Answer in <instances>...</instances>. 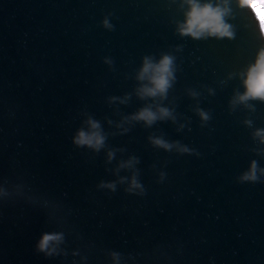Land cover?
Listing matches in <instances>:
<instances>
[{
  "label": "water",
  "instance_id": "obj_1",
  "mask_svg": "<svg viewBox=\"0 0 264 264\" xmlns=\"http://www.w3.org/2000/svg\"><path fill=\"white\" fill-rule=\"evenodd\" d=\"M228 6L231 36L193 38L183 0H0V264H264V100L232 102L264 35ZM165 54L166 97L141 99L143 58ZM157 104L175 120H123ZM89 118L98 151L73 141ZM133 171L142 193L119 181ZM45 232L62 234L52 255Z\"/></svg>",
  "mask_w": 264,
  "mask_h": 264
},
{
  "label": "clouds",
  "instance_id": "obj_2",
  "mask_svg": "<svg viewBox=\"0 0 264 264\" xmlns=\"http://www.w3.org/2000/svg\"><path fill=\"white\" fill-rule=\"evenodd\" d=\"M230 0H183V4L187 5L184 12V20L178 22L177 31L182 35H189L193 38H201L205 36H217L225 37L231 36V25L226 22V17L230 14L229 8ZM237 3L242 8H247L251 11L254 20L258 22L261 35H264V0H237ZM103 25L106 28L111 29L112 25L107 19L103 20ZM111 63V61H107ZM174 65L173 57L170 55H162L160 59L154 62L151 57L145 56L139 72L137 73V80L141 81L140 85L136 89V94L141 98L159 97L163 99L167 95L168 89L171 87L174 80ZM243 85L244 91L238 93L233 103L240 102L245 103L249 99L264 100V48L258 52L254 63L250 64L246 71L243 73ZM196 95V93H191ZM113 100L118 99L116 97ZM122 103L124 101H121ZM202 119L207 120V113L197 109ZM172 119L175 117L172 111L164 106L157 104L155 108L152 105H146L138 110L136 113L129 117H124L125 121H143L146 126H150L156 120ZM88 129H79L73 141L76 145L88 146L96 151L104 147L105 136L100 129L98 121L89 118L86 121ZM111 123V121H109ZM117 127H121L120 124ZM127 131V129H124ZM259 137L260 141L264 143V130H257L255 133ZM152 144L162 147L165 150H170L173 147H177L180 152H189L185 146L178 145L176 142L169 143L160 137H149ZM114 152L109 150L107 158L109 161L113 158ZM137 162L136 157H130L126 161H121L118 168H133V165ZM257 164L256 161H252L250 168L247 172L243 173L239 179L241 181H256L257 176ZM261 173H264V169H259ZM128 180V187L126 191L135 192L140 190L143 192V187L136 178V173L133 171L130 178L119 177V181L123 183ZM101 187H107L109 189H115V182H101ZM62 240V234L45 232L41 235L37 242V250L44 252L45 255L54 254L56 244Z\"/></svg>",
  "mask_w": 264,
  "mask_h": 264
}]
</instances>
